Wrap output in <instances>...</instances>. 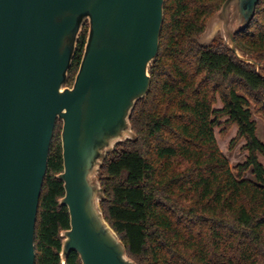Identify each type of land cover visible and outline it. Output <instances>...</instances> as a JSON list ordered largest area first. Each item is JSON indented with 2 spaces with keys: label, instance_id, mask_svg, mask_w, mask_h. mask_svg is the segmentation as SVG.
Masks as SVG:
<instances>
[{
  "label": "trees",
  "instance_id": "1",
  "mask_svg": "<svg viewBox=\"0 0 264 264\" xmlns=\"http://www.w3.org/2000/svg\"><path fill=\"white\" fill-rule=\"evenodd\" d=\"M226 0H165L159 55L149 68V95L131 125L136 140L117 145L101 169L104 216L137 264H264V143L252 104L264 117V0L235 40L260 66L244 63L220 36L199 40ZM86 24L70 69L73 86L88 36ZM220 103V106L218 104ZM244 163L232 168L216 128ZM57 121L36 223V263L63 264L64 170ZM235 172V173H234ZM251 173L255 181L246 179ZM66 264H82L71 253Z\"/></svg>",
  "mask_w": 264,
  "mask_h": 264
},
{
  "label": "water",
  "instance_id": "2",
  "mask_svg": "<svg viewBox=\"0 0 264 264\" xmlns=\"http://www.w3.org/2000/svg\"><path fill=\"white\" fill-rule=\"evenodd\" d=\"M260 0H226L200 42L218 32L244 62L236 35ZM165 0H0V264L36 263V223L57 121L64 183L62 263L137 264L106 220L101 169L118 144L136 140L131 125L150 92L160 50ZM89 25L73 86L70 69Z\"/></svg>",
  "mask_w": 264,
  "mask_h": 264
},
{
  "label": "rangeland",
  "instance_id": "3",
  "mask_svg": "<svg viewBox=\"0 0 264 264\" xmlns=\"http://www.w3.org/2000/svg\"><path fill=\"white\" fill-rule=\"evenodd\" d=\"M217 36L221 37V33L218 32L216 37ZM218 106H220V103L218 104ZM252 112L253 119L257 123V136L264 143V117L256 112L254 104H252ZM222 129L223 127L215 129L218 145L221 152L228 158L231 167L235 168L237 165L244 163L247 159V152L243 150V147L246 142L242 139L238 142L237 145H235L233 148H230L231 141L236 137L237 128L234 127L226 138L220 136V132ZM260 161L264 165V158L261 156ZM245 178L255 181V177L252 176L251 173H247Z\"/></svg>",
  "mask_w": 264,
  "mask_h": 264
}]
</instances>
